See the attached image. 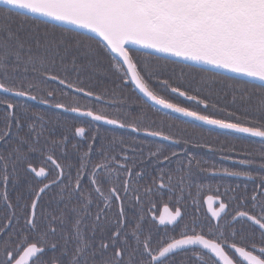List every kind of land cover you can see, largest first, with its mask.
I'll list each match as a JSON object with an SVG mask.
<instances>
[{"label":"flooded vegetation","instance_id":"obj_1","mask_svg":"<svg viewBox=\"0 0 264 264\" xmlns=\"http://www.w3.org/2000/svg\"><path fill=\"white\" fill-rule=\"evenodd\" d=\"M2 74L3 71H0V77ZM48 76L44 73L43 78L33 79L32 83L37 84L26 90L36 97L34 101L0 93V100H8L15 105L13 109H8L6 104L0 103V261H7L8 252L12 253L14 260L23 255V251L18 249L25 246L24 238L27 237V243L35 242L44 247V252L38 254L40 264H71L79 243L73 238V222L77 218L82 220L83 234L90 242V247L79 258L80 264H105L108 259L113 258L115 249L112 247V235L118 228L121 236L116 240V247L123 250L122 264H140L142 259V246L138 251L133 231H137L141 241L150 238L153 252H158L174 239H182V233L192 234L193 228L205 239L220 244L233 264H248L235 251V247L264 258L260 251L264 248V238L261 236L264 230L259 229L247 217L237 215L244 211L256 218L264 216V167L258 165L257 150L249 153L241 149L243 138L249 142L254 139L228 133L236 136L238 149H226L219 157L220 165L216 167L179 164V158L185 163L183 157H189L192 150L186 148L184 143L180 145L176 137L169 133L178 131V119L167 116L173 114L143 101L133 103L134 109L131 104L127 105L128 119H137L139 125L124 124L123 130L127 133L123 135V149H104L101 148L102 139L114 138L117 142L119 136L101 134L100 131L109 127L68 114L57 108L56 104L71 107L78 101L81 111H102L112 118L110 115L115 111L108 108L110 103L93 95L97 100L87 98L80 94L83 92L61 85L59 80H49ZM50 82L55 83V86H51ZM128 82L126 87L130 88ZM67 88L72 92L69 96ZM131 88L137 92L134 86ZM49 92L52 93L51 96L48 95ZM137 95L141 97L138 92ZM82 98L102 103V109L84 103ZM168 101L187 108L172 99ZM144 107H149L148 111ZM135 108L142 110L137 111ZM161 112L166 114L163 119L149 117L159 116ZM162 122L167 126H157ZM169 123L173 125L169 126ZM66 125H72L69 127V134L65 133ZM77 127L85 128L83 137L75 134ZM133 127L138 131H132ZM147 132H158L162 134L159 136H167L169 139H154L145 136ZM49 156L63 170L59 184L52 183L58 178L59 170L48 160ZM242 161L251 163H241ZM29 165L36 170L44 167L46 176L36 177ZM211 169L225 181H202L194 184L189 180L193 172L201 170L204 172L203 178L208 179L212 174ZM225 169L248 172L250 176L228 175ZM5 172L6 184L3 181ZM93 172H96V185L91 183ZM78 175L80 189L76 190ZM125 181L128 183L127 194L124 192ZM161 183L165 185L163 188L160 187ZM46 184L51 186L40 193L36 209L39 227L33 232L28 229L25 221L31 212L32 201L36 199L39 189ZM97 186L105 196L109 195L111 188L116 187L121 200L112 198L110 202L106 201L95 192ZM148 189L151 191H147ZM5 194L7 200L3 199ZM136 197H139V202ZM106 203L108 207H105ZM221 203L226 205L224 212L219 217H213L212 211H219ZM121 206L124 210L122 226L119 215ZM165 207L171 214L180 209L181 216L172 224L161 225L160 216L168 215L164 212ZM97 215L100 216L99 220L96 219ZM54 218L56 232L53 234L48 225L53 223ZM61 219L63 223L60 222ZM44 240L47 241L46 244ZM102 242L109 245L107 251L100 247ZM52 243L56 244L55 248L50 246ZM161 259L164 264H221L210 250L203 249L202 246L177 249ZM34 260L35 258H31L28 264H33Z\"/></svg>","mask_w":264,"mask_h":264},{"label":"snow or ice","instance_id":"obj_2","mask_svg":"<svg viewBox=\"0 0 264 264\" xmlns=\"http://www.w3.org/2000/svg\"><path fill=\"white\" fill-rule=\"evenodd\" d=\"M0 5H3L7 12L22 13L26 16L31 14L33 17H46L51 21L75 25L95 33L100 38L97 44L117 58L118 62H121V67L127 66L125 75H130L136 87L156 104L209 125L232 129L252 137L264 138V121H253L251 126L226 122L196 111H190L154 94L141 79L137 72V65L130 55V50L126 47L129 44L140 45L142 48L152 49L156 53L211 65L227 72L241 74L251 78V81H259L260 86L264 87V0H0ZM5 31L7 29L0 25V32ZM13 39L16 41L14 45L9 43ZM27 51L31 53L30 48ZM24 55V43L18 37H14L11 32H8V41L0 40V71L7 69L10 58L17 65L21 63L33 65L34 70L37 62L43 63L41 57L28 55L27 60H25ZM27 70V67H25V71ZM48 79L55 81L59 78L55 75H49ZM59 83L69 88L74 87L72 84H66L63 79H59ZM253 86L255 85L253 84ZM171 90L174 93L179 92L180 96L186 95L178 88L173 87ZM0 91L17 97H28L31 100H36V97L30 95L28 91L18 89L4 82H0ZM75 91L83 92L85 97L93 95L82 88H75ZM48 95L51 96L52 93L49 92ZM188 98L195 99V97ZM0 103L6 104L8 109L15 107L8 100H0ZM56 107L89 117L92 121H102L109 125L125 127L119 120L109 118L102 111H81L78 101L76 105L71 107H65L60 103H57ZM262 111H264V108H262ZM132 131H138V129L133 127ZM75 134L83 137L85 128L77 127ZM4 135H7V133H4ZM147 135L159 136L162 134L147 132ZM163 138L165 140L169 139L167 136ZM48 160L59 170L58 178L52 183L59 184L63 176V170L52 156H49ZM241 163L251 162L242 161ZM261 166L264 167V164ZM29 168L35 173L36 177L46 176L44 167L36 170V168L29 165ZM225 173L232 176H250L248 172L228 171L227 169H225ZM129 175L131 174L129 173ZM92 176L91 183L96 185V172H93ZM3 181L6 184V172ZM50 186V184H46L40 188L36 199L32 201L31 212L25 221L30 231L35 232L39 227L36 217L37 202L40 193L45 192ZM164 186L161 183L160 187L163 188ZM75 188L76 190L80 189L79 175L77 176ZM147 191L150 192L151 190L148 189ZM95 192L109 202L112 198L117 201L121 200L116 187L110 189L108 196H105L99 186L95 187ZM124 192L125 194L128 192L127 181L124 183ZM3 199L7 200L6 194ZM136 199L139 202V197H136ZM255 199L254 196L253 200ZM87 200L89 203L91 202L90 197ZM8 206L11 208V204ZM86 207L85 205L84 214H86ZM105 207H108L107 203ZM225 208L226 205L221 203L219 211H212V216L219 217ZM164 212L168 213L167 207H165ZM119 215L122 218L120 222L122 226L124 217L122 206ZM237 215L241 218L247 217L254 225H258L259 229L264 230V216L256 218L244 211L238 212ZM180 216L181 211L177 209L174 214L168 213L167 217L161 215L159 223L161 225L172 224ZM153 218L155 219V217ZM96 219L99 220L100 216L97 215ZM55 220L56 218H54L53 223L48 225L49 231L53 234L56 232ZM60 222L63 223V220L61 219ZM81 224L82 220L79 218L73 222V238L79 243L71 264H80L79 258L90 247V242L85 238ZM137 228H139V225H137ZM43 235H46V233ZM132 235L137 241L138 251L142 246L140 264H164L161 258L166 257L174 250L189 246H202L203 249L210 250L211 253L219 257L223 264H233V261L225 255L220 244L197 234L195 228L192 229V234L182 233V239H174L166 247L159 249L158 252H153L149 243L150 238L141 241L137 231H133ZM120 236L121 232L118 228L112 235V247L115 249L114 257L108 259L105 264H122L123 250L116 247V240ZM261 236L264 238V232L261 233ZM24 239L25 246L18 249V251H23V255L14 260L12 253L8 252L7 261H0V264H13V260L14 264H28L31 258H35L33 264H40L38 254L44 252V247L38 246L35 242L27 243V237ZM44 243L46 244L47 241L44 240ZM50 246L55 248L56 244L52 243ZM100 247L107 251L109 245L102 242ZM235 251L244 257L248 264H264V258L253 255L241 247H235ZM260 251L264 254V248H261Z\"/></svg>","mask_w":264,"mask_h":264},{"label":"trees","instance_id":"obj_3","mask_svg":"<svg viewBox=\"0 0 264 264\" xmlns=\"http://www.w3.org/2000/svg\"><path fill=\"white\" fill-rule=\"evenodd\" d=\"M0 25L7 29L5 32H0V40L8 41V32H11L14 37H18L24 43L25 60L28 55L41 57L43 60V63L35 64L34 70L33 65L24 63L17 65L10 58L7 69L3 70L0 77L1 82L21 90H28L30 86L37 84L32 83L33 79L43 78L44 73L55 75L59 79L65 80L66 84H72L74 89L82 88L91 92L93 96L108 101L110 103L108 108L115 111L110 115L112 118L123 124L139 125L137 119H128L126 112L129 107L127 105L131 104L132 106L133 103L144 100L131 88L133 85L130 84V88L126 87V82L129 81V75H125L126 68L121 67V63L112 54L100 47L96 39L31 15L7 12L3 5H0ZM15 42L13 39L9 43L14 45ZM28 48L31 49V53H28ZM130 55L137 65V72L141 79L149 90L161 98L172 99L185 105L191 111L209 115L214 119L240 123L243 126H251L253 121H264V111H262L264 108V87L255 84L253 86L252 83L239 79L142 52L130 51ZM25 67H27V71H25ZM49 84L55 86L53 82ZM173 87L185 92L188 97H195L196 102H185L173 96L171 94ZM68 88L69 96L72 92ZM82 101L92 104V107L98 109H102L103 106L102 103L87 98H82ZM132 108L134 109V106ZM135 109L142 110L141 108ZM143 109L148 111L149 107ZM167 116L178 119V131L169 133L176 137L180 145L184 143L186 148L192 150L189 157H183L185 163L179 158V164L213 168L220 165L219 157L226 149H238L236 136L202 127L175 115ZM149 117L163 119L166 114ZM10 118L12 119L13 116ZM168 125L173 124L169 123ZM71 126L66 125V134L71 133L69 129ZM157 126L163 128L167 124L162 122ZM161 132L164 133V130ZM100 133L119 136L117 142L114 138L102 139L101 148L123 149L125 146L123 135L127 132L123 128H105ZM252 142L255 144H251ZM252 142L243 138L241 149L249 153L257 150L256 158L258 165L261 166L264 164V143L257 140ZM210 171L212 174L208 179L203 178L204 172L201 170L193 172L189 180L194 184L202 181L210 183L225 181L223 177L214 174L212 169Z\"/></svg>","mask_w":264,"mask_h":264},{"label":"water","instance_id":"obj_4","mask_svg":"<svg viewBox=\"0 0 264 264\" xmlns=\"http://www.w3.org/2000/svg\"><path fill=\"white\" fill-rule=\"evenodd\" d=\"M28 15H31V14H28ZM36 18H39V19H42V20H45V21H48L50 23H53L55 25H58L60 27H63V28H66V29H69V30H72V31H75L77 33H81V34H84L86 36H89L93 39H96L97 41L100 40V38L95 34V33H92L91 31L87 30V29H83V28H79L75 25H71V24H65V23H60V22H56V21H51L49 20L48 18L46 17H36ZM126 47L129 48L130 51H137V52H142V53H146V54H149V55H153V56H158V57H161V58H164V59H168V60H172V61H176V62H180V63H183V64H186V65H189V66H192V67H195V68H198V69H202V70H206V71H210V72H213V73H217V74H220V75H224V76H228V77H232V78H235V79H239V80H242V81H245V82H248V83H252V84H255V85H258L260 86V82L259 81H251V78H248V77H245L241 74H237V73H232V72H227L223 69H218V68H215L211 65H206V64H203V63H197L195 61H186L182 58H179V57H174V56H168L166 54H162V53H156L154 50L152 49H145V48H142L140 45H135V44H129L127 45ZM114 57V56H113ZM117 59V58H116ZM124 67L126 68L127 70V66L124 65ZM130 77V81L127 83V84H132L135 89L137 90L138 94L148 103H150L151 105H153L154 107H157L163 111H167L175 116H178L188 122H191V123H194V124H197V125H200L202 127H206L208 129H212V130H215V131H219V132H224V133H230V134H234V135H239V136H243V137H247V138H250V139H254V140H258V141H261V142H264V138H260V137H252L248 134H244V133H238L232 129H224V128H220L218 126H215V125H209V124H206L204 123L203 121H199V120H196L194 119L193 117H188V116H185L183 115L182 113H179V112H175L173 111L172 109H167V108H164L163 106L161 105H158L156 104L154 101L150 100L143 92L140 91L139 88L136 87L135 83L132 81L131 79V76L129 75ZM54 81V80H53ZM55 82H58L55 80ZM59 83V82H58ZM0 93L2 94H6V95H9V96H14V97H17L13 94H9V93H4L2 91H0ZM84 96L83 93H80ZM172 94L180 97L182 100L186 101V102H196L195 99H189L187 95L185 96H180L179 95V92H172ZM18 98H22V99H26V100H29V101H34V100H31L29 99L28 97H18ZM87 98H90V99H95L97 100L96 98H94L93 96H90V97H87ZM62 111H65L64 109L60 108ZM66 113L68 114H71V115H74V116H78V117H82V118H87L89 120H91V118L89 117H85V116H82V115H79L78 113H73V112H70V111H65ZM96 122L97 124H100V125H103V126H106V127H109V128H116L117 125H109V124H106L102 121L100 122H97V121H94ZM145 136H149L147 134H144ZM151 138H154V139H158V140H162V141H168L165 140L163 137L161 136H149ZM213 254V253H212ZM215 255V254H214ZM217 257V256H216ZM218 260L221 262V264H223V261H221L219 259V257H217Z\"/></svg>","mask_w":264,"mask_h":264}]
</instances>
